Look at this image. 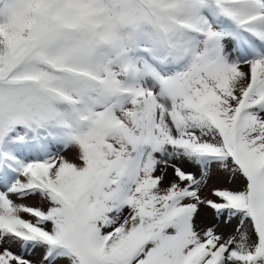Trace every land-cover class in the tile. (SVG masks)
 Returning <instances> with one entry per match:
<instances>
[{"label":"snow or ice","instance_id":"1","mask_svg":"<svg viewBox=\"0 0 264 264\" xmlns=\"http://www.w3.org/2000/svg\"><path fill=\"white\" fill-rule=\"evenodd\" d=\"M0 264H264V0H0Z\"/></svg>","mask_w":264,"mask_h":264},{"label":"rangeland","instance_id":"2","mask_svg":"<svg viewBox=\"0 0 264 264\" xmlns=\"http://www.w3.org/2000/svg\"><path fill=\"white\" fill-rule=\"evenodd\" d=\"M65 155H68L70 159H74V158H75V157H74V154L65 153ZM169 171H171V170H169ZM30 202H31V201H30Z\"/></svg>","mask_w":264,"mask_h":264}]
</instances>
